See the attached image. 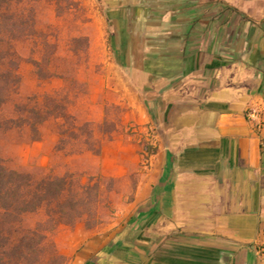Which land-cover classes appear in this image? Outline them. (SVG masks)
<instances>
[{
  "label": "crops",
  "instance_id": "crops-1",
  "mask_svg": "<svg viewBox=\"0 0 264 264\" xmlns=\"http://www.w3.org/2000/svg\"><path fill=\"white\" fill-rule=\"evenodd\" d=\"M99 1L151 176L113 239L74 231L73 264H264V129L245 119L264 98V0ZM116 150L136 157L121 140L101 157Z\"/></svg>",
  "mask_w": 264,
  "mask_h": 264
},
{
  "label": "trees",
  "instance_id": "trees-1",
  "mask_svg": "<svg viewBox=\"0 0 264 264\" xmlns=\"http://www.w3.org/2000/svg\"><path fill=\"white\" fill-rule=\"evenodd\" d=\"M41 1L0 0V141L16 137L25 144L36 143L42 139L44 127L49 126L55 139L54 151L65 155L98 154L93 126L79 121L69 110V97L76 96L73 77L85 64L87 39L66 33L64 55L59 56L56 40L61 33L35 27L37 13L29 5L37 6ZM71 11L69 4L66 17ZM19 44H31L36 77L66 80L72 90L16 101ZM105 126V119L96 126L100 135L108 134ZM114 131L113 127L110 134ZM100 201L101 192L97 186L90 188V182L83 184L71 174L18 172L0 158V264H56L62 259L53 241L56 232L78 222L96 220Z\"/></svg>",
  "mask_w": 264,
  "mask_h": 264
},
{
  "label": "rangeland",
  "instance_id": "rangeland-1",
  "mask_svg": "<svg viewBox=\"0 0 264 264\" xmlns=\"http://www.w3.org/2000/svg\"><path fill=\"white\" fill-rule=\"evenodd\" d=\"M69 4L72 11L71 15L66 17L65 10ZM29 7L37 13L36 28L53 29L61 33L56 40L59 56L64 55L66 33L84 36L88 50L85 64L78 68L73 77L75 90H72L66 80H42L36 77V70L32 65V59H36V56L30 54L31 44H19V85L15 100L54 91L61 94H68L70 89L75 91L76 96L69 97L70 113L79 121L89 122L93 126L92 137L98 147V154L90 152L65 155L54 151L55 139L50 133V127L46 126L42 131V139L36 143L25 144L16 137L2 139L0 158L9 169L18 172H44L57 176L71 174L83 184L90 182V188L98 187L101 201L97 208V219L86 224L78 222L71 228L62 227L53 238L57 253L62 258L56 264H73L71 251L79 238L74 236L76 229L81 230L83 237L90 235L113 239L126 225V221L135 214L133 202L136 191L139 186L150 183V161L145 163L147 157H144L146 151H151L150 132L148 129L131 126L132 122H126L127 110L119 101L118 93L113 90L114 82L111 79L114 77V69L110 67L108 59L107 24L102 15L100 1L43 0L37 6L30 4ZM30 26L31 23H28V29ZM76 46L80 47L79 44ZM104 119V130L108 133L106 136L100 135L96 129ZM113 127L115 131L110 134ZM120 140L136 146V157H128L124 153L121 154L122 157H118L120 154L117 150L108 151L106 157H101L104 147Z\"/></svg>",
  "mask_w": 264,
  "mask_h": 264
},
{
  "label": "built area",
  "instance_id": "built-area-1",
  "mask_svg": "<svg viewBox=\"0 0 264 264\" xmlns=\"http://www.w3.org/2000/svg\"><path fill=\"white\" fill-rule=\"evenodd\" d=\"M245 119L252 124V128L255 132L259 133L264 129V98L256 104L253 108H250L245 113ZM149 130V129H148ZM150 132V142L149 146L152 148V131ZM144 157H147V160L145 163L150 161L151 157V151H146L144 153Z\"/></svg>",
  "mask_w": 264,
  "mask_h": 264
}]
</instances>
